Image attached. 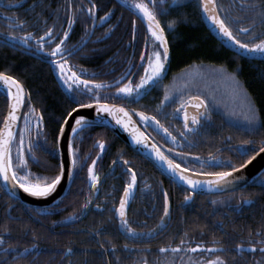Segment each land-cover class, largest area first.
<instances>
[{
  "label": "trees",
  "instance_id": "obj_1",
  "mask_svg": "<svg viewBox=\"0 0 264 264\" xmlns=\"http://www.w3.org/2000/svg\"><path fill=\"white\" fill-rule=\"evenodd\" d=\"M93 2L97 6L94 17L88 12ZM148 2L151 7V1ZM157 3H160V0H156ZM215 3L218 14L225 19L234 33H238V38L248 43H255L264 38V23L260 22L259 8L241 7L242 3L251 5L253 0H215ZM128 4V0H12L11 5L6 6L9 5V0H0V72L20 80L25 92L31 97L27 106L34 108L36 115L43 116L40 136L36 134L37 124L31 126L30 132L25 133L24 146L27 148L28 140L31 139L35 145L33 153L37 158L32 160L31 154H26L30 171L47 173V165H58L56 136L59 124L63 122V116L75 107L76 102L85 101L82 96L70 94L60 86L53 65L40 58L45 57L43 54L34 56L26 52L37 51L34 50L38 47L34 39L29 37L30 46L19 41L14 44L5 42V34L13 31L11 25L14 20L10 17L26 21L25 25L18 26L17 35L27 31L32 32L34 36H43L47 29L52 27L53 34L44 38L47 51L59 42L64 30L68 29L69 38L66 45L76 51L64 58L71 65L76 63L77 69H86L84 73L88 79L96 81L108 78L111 82L124 73L133 50L135 54L131 62L136 59L139 62L142 51H152L154 38L148 32L144 21L134 19L137 10L129 8ZM162 6L164 11H160L157 18L165 29L168 41L169 80L158 92L163 100L166 91L170 94L168 100H181L198 95L209 102L212 110L210 120L205 123L207 125L200 127L190 139L179 141L183 146L182 152L193 153L204 161L207 160L208 154L212 153L221 159L231 157L233 161L242 163L247 156H241L236 148H227L225 151L220 148L228 142L238 146L242 140H251L254 143L245 146L249 148L248 155H251L252 151L261 146L259 142L264 139V59L242 57L222 46L203 22L200 0H164ZM106 12L109 15L100 20ZM69 16L74 21L71 26L68 24ZM253 20L255 38H251L252 32L239 33L240 28L248 27ZM169 21H175L172 28L167 27ZM53 40L54 42L49 43ZM144 62H147V59L143 60ZM233 72L236 73L239 84L231 78L230 74ZM104 97L106 102L123 105L133 115L142 111L138 110L139 107L142 108L141 103L135 102L134 99L125 100L112 94ZM249 101L258 114L257 126L251 130L244 119ZM143 108L149 109L148 106ZM6 109L7 98L0 91V126ZM72 138L80 163L74 173L71 187L62 199V205L65 207L62 212L68 215L67 217L69 214L79 215L81 206L88 201V166L97 155L98 141L106 142L94 170L101 173L112 164L105 177L106 184L98 188L96 195L100 199L99 204L106 202L107 207L103 212L88 214L83 221L107 222L104 227L107 230L104 235L106 242L103 246L106 245L110 264H199L202 256L205 260L219 256L225 264H264V253L259 250L253 252L245 248L242 252H237L235 249V245L241 241L247 244L264 239V235H257V230L264 233V187H261L257 179L232 192L194 194L192 201L185 203L184 198L189 194L186 189L163 176L153 164L108 128L88 125ZM218 149L220 153L216 151ZM222 151L226 153L225 156ZM174 159L181 163L182 167L195 172L226 170L208 164L201 168L197 159H190L188 156H178ZM124 161L128 163L125 164ZM129 168L137 174V182L126 210V218L135 230L134 233L127 232L125 226L114 216V207L118 206L124 187L129 181ZM51 171L54 173L58 168ZM261 176L264 177V172ZM165 191L168 193L170 209L166 230L151 241L137 240L145 239V232L161 218ZM4 198L6 197L0 196V207ZM243 198L249 202L242 203ZM2 209L4 215V206ZM88 229L100 233L99 226ZM101 236L103 234L99 235L100 238ZM181 239L188 242L182 245L184 251L172 252L169 258L162 262V257L166 254L161 253L160 248L176 247L180 245ZM214 240L223 247L214 252L189 251L199 242H204L205 248L211 247ZM112 245H115V249ZM78 246L83 247L81 243H78ZM77 257L79 261L82 258L78 253ZM79 263L102 264V260L99 254L92 252L89 262ZM0 264H7L6 259L0 258Z\"/></svg>",
  "mask_w": 264,
  "mask_h": 264
},
{
  "label": "snow or ice",
  "instance_id": "obj_2",
  "mask_svg": "<svg viewBox=\"0 0 264 264\" xmlns=\"http://www.w3.org/2000/svg\"><path fill=\"white\" fill-rule=\"evenodd\" d=\"M164 0H160L162 4ZM12 0H9L10 6ZM129 7L136 9L139 13L142 14V17L147 21L148 32L151 34V37L154 38L152 41V51H142L140 53L141 60L147 59V64L142 65L144 68V74L140 76L139 82L133 83V77L128 76L127 73L122 75L119 78V81H113L115 84L117 82H122L127 79L128 83H123L121 87L116 88V92L113 94L114 96L119 95L121 99L130 100L133 98H139L142 93L146 91L148 87L157 83L162 76L165 70V62L169 59V47L168 41L165 36V29L161 26L160 20L157 19L156 12V0H151V7L149 5L148 0H128ZM209 4L212 5L209 8ZM96 4L93 2L92 6L88 9V12L95 15ZM201 7L203 11L208 15V18L213 22L214 26H216L219 32L230 41H232L235 45L239 46L240 49L251 53H256L261 57H264V38L259 39L255 43H248L244 40L238 38V33H234L233 29L225 22V19L221 18V16L217 12V5L215 0H202ZM241 7H252L259 8V18L260 22L264 23V0H253L251 5H246L244 3L241 4ZM111 11V9L109 10ZM163 12L164 10L161 9ZM109 15L108 12L101 16L99 19L104 20L105 17ZM10 19L14 20V23L11 25L13 31H10L5 34L4 40L7 43H15L17 41L21 42L24 45H29L28 38L31 37L36 41V45L41 52H47L45 48L44 37L51 36L53 34L54 29L49 27L43 36H34L32 32H23L21 35H17L18 26H22L26 24V21L20 20L16 17H10ZM74 23L73 18L71 16L68 17V24L71 26ZM175 24V21H169L167 24L168 28H172ZM255 25V20H253L252 24L248 27L240 28L239 33L247 34L252 32V37L255 38V33L253 32V27ZM133 26L135 28V21H133ZM87 35V32L85 33ZM69 38V30L65 29L63 35L59 38V42L55 43V47L51 49L50 55L55 57L52 62L56 64L62 82L66 85L69 93H93L95 92V97H89L90 102L87 104H82L76 102L75 107H72L67 115L63 116V122L59 124V134L56 136V151L59 152L62 148L61 139L66 135L67 130L70 126L71 132L73 134L78 131L83 130L89 124V120L85 115H78L77 112L82 108H91L93 105L96 107L97 113H107L111 116L118 125H122L123 128L127 131L133 133L132 139L137 144H147V141L144 139V134L140 132V130L135 126V121L132 119V115L129 110L125 108L123 105L118 104H109L106 102V98L102 99L100 90L106 87H111L105 81H95V80H85L81 73L86 72V69L81 68L80 72L71 71V68L68 66V60L63 59L64 56H71L76 49L69 48L66 45V41ZM53 41H49L52 43ZM146 49L148 46V41L146 39L145 42ZM30 46V45H29ZM131 63L129 70H131ZM139 67V65L137 66ZM70 72V75L68 74ZM233 81L237 84L239 82L236 80V73L233 72L230 74ZM83 85V88L80 86ZM0 87L4 88L7 97L9 98V106L7 114L3 117V125L0 127V180L4 182V187L8 191H14L18 186L19 189H22L24 193H27L33 197H49L53 194L58 186L61 184L65 175L68 177H72L77 170L79 165V160L77 159V150L73 147V138L70 136L67 142V156L69 158L70 163H67L65 160L61 159L58 165H47L46 168L49 170L47 173H38L32 172L29 170V160L26 154H31L32 160H37L35 154L33 153V147L35 146L31 139L28 140V146L25 148L24 146V138L25 133L30 132L31 130V122L33 118H35L37 122V136L42 134L43 129V116L35 115L36 110L29 106V111L22 113L24 119V127L17 128V121L19 116L21 115L20 109L22 105H24L26 100H30L31 97L25 93L23 85L20 80L15 78L12 75H8L5 72H0ZM167 88V86H165ZM170 98V94L166 91L165 99L161 100V104H164L166 100ZM191 102V98L189 100ZM182 108H184V125L183 127L188 131H195L196 125L200 123V120L206 115L207 110L209 108V102L198 98V102L193 105V107L197 110L195 114L191 117L188 115V104H182ZM203 109V111H200ZM135 111V110H133ZM139 116L140 120L145 123L146 126H151L148 124V121L151 120L156 123L157 126L163 128V131L168 133L169 137L173 142L176 141V137L172 136V134L168 131L167 128H164L163 125L156 119L155 116H149L147 113L141 111L135 113ZM74 118V123L72 122ZM244 119L247 122L248 128L254 129L257 126L258 114L255 107H253L251 101L248 104V110L244 114ZM17 134L19 135V141L17 142ZM184 134L181 133V136ZM105 141L99 140L98 145L103 151L105 147ZM254 141L251 140H242L239 142L237 147V151L241 156L246 155L247 159H244L242 163H238L232 160L231 157L220 159L217 156H213L212 153L208 154L207 161H204L202 158H197L201 164V168L208 164L209 166H218L222 169L213 172H203L199 171L196 175L200 176L201 179L195 178L193 176L191 169L187 167H182L181 163H177L175 159L166 155L163 151L157 147L156 144H148L147 146L152 150L153 154L157 159L164 162L173 174L178 175L179 179L190 186L194 191L197 186H201L206 184L208 187L216 188L217 190H222L224 186L230 185L235 180L241 179L237 173L240 170L245 169L254 158L259 153H264V139L260 140V147L258 150L252 151L251 155H248L249 148L245 146H249L253 144ZM15 146V155H13V147ZM171 151H175L172 149ZM177 156L186 157V156H194L193 153H176ZM99 156V153H97ZM97 161L93 160L92 164L88 166V176L91 180L92 188L98 183L99 177L94 171V167ZM125 164L128 161H124ZM58 168V171H51L53 169ZM131 176V182L127 183L124 187V195L120 197L119 207L116 211L120 217L121 225L125 226L127 232L134 233L135 230L130 226L129 221L126 218L125 214V205L127 203V198L131 193L134 185L137 182V174L135 170L129 168L127 170ZM264 172V170H262ZM21 173H23L21 175ZM204 177H210V179H203ZM256 179L259 181L261 187H264V177L260 174H257ZM185 200L191 199L190 195H186ZM249 200L246 198L242 199V203H248ZM215 203V201H213ZM88 204L85 203L81 206L80 211L87 208ZM100 207V205H97ZM169 197L167 191L164 192V215L161 216V221L165 220V217L169 214ZM74 214H69V217H73ZM66 217L65 219H69ZM55 223V222H54ZM4 231H8L7 228ZM151 231V230H149ZM97 236L100 235L99 232L95 233ZM257 235H264L260 230H257ZM249 241H251V236L249 237ZM0 242H4V236L0 235ZM188 243L186 240L181 239L180 245L176 247L165 248L161 247L160 252H166L171 250L172 252H183L184 248L182 245ZM259 246V248H258ZM10 248H14L13 245H9ZM34 247V246H29ZM113 249H115V245H112ZM223 245L219 244L218 241H213V245L211 247L205 248L204 242H199L196 244L195 248H190L189 251L195 253L197 250H203L204 252H214L218 248H222ZM245 248L250 249L255 252L259 250L264 253V239H258L255 242H249L245 244L243 241L241 243L235 245V249L237 252H242ZM28 248L25 249L27 251ZM68 252H71L72 249L68 248ZM147 264V262H145ZM199 264H225L221 257L217 256L215 259L205 260L202 256L200 258Z\"/></svg>",
  "mask_w": 264,
  "mask_h": 264
},
{
  "label": "flooded vegetation",
  "instance_id": "obj_3",
  "mask_svg": "<svg viewBox=\"0 0 264 264\" xmlns=\"http://www.w3.org/2000/svg\"><path fill=\"white\" fill-rule=\"evenodd\" d=\"M148 1H151V0H148ZM128 7H129V4H128ZM162 8L163 6L161 3L156 4L155 10L157 12V17L159 16ZM136 12H137V15H136V18L134 19L138 21L140 20L144 21L145 24L147 25V21L142 17V14L139 13L138 10ZM47 37L49 36H46L44 38H47ZM128 47H129V44H127V48ZM34 50H37V51L32 52V51L26 50V52L31 53L34 56H37L38 53L43 54L45 57H40V58L45 61L50 62L53 65L54 73L56 75V79L58 83L63 89L68 90L66 85L62 82L61 78L58 76V73L56 72L55 64L52 62L56 58L50 55L51 50L47 52H41L38 49V47L37 48L35 47ZM134 54L135 52L133 50L128 58L125 71L122 75L127 73L128 76L133 77V83H137L139 82L140 76L144 74V68L142 64L145 63L146 65L147 62L143 63L142 60L138 62L137 59L134 62H131ZM64 57L63 59H65ZM130 63L132 67H131V70L128 71L130 67ZM138 65L139 67H137ZM68 66L71 68L72 71H76L78 73L80 72V69H77L76 67V63L71 65L68 62ZM81 74L83 78L88 79L87 77H85V73L84 74L81 73ZM167 74L168 72L166 73L165 77H163L157 83L153 84L145 93L141 94L139 98H133V99L135 102L141 103L142 108L139 107L138 110H142L143 112L147 113L150 117L155 116L156 119L160 122V124L163 125L164 128H167L168 131L172 134V136H175L177 138L176 141L173 142L171 138L169 137L168 133L164 132L163 128H160L159 126L156 125L155 122L151 120L148 121V124L151 125L150 127L146 126L145 123L142 122L140 119L137 120L140 127L144 130V132L146 134L148 132L147 136L166 155L174 159V158H178L176 153H183L181 150L183 146L179 144V141L184 142L185 140L190 139L191 137L196 135L200 127H203V125H207L205 123H207L210 120L211 118L210 115H211L212 110L209 106L206 115L200 120V123L198 125L194 126L195 131L190 132L186 130L183 127L184 108H182L181 105L187 103L190 97L197 96V97H200L201 99H204V98L198 95H191L181 100H173V99L171 100L170 99L164 104H161L160 102L161 100H163V98L161 97V93L159 94L158 89L161 88L164 84H166V82L169 80V77H167ZM119 78L116 79L115 81H119ZM109 80L110 79L108 78L96 80V81H105L109 85H111V87H113V88L106 87V88L101 89L100 90L101 98H105L104 96H107L109 94L113 95L116 92V88L121 87L123 83H128L127 79L123 80L122 82H117L115 84L112 83L113 81L109 82ZM76 94L82 96L81 98H83V100L85 101L82 104L89 103V101L86 100V96L95 97L96 95L95 92L90 93V94L77 92ZM116 96L119 97V95H116ZM28 101L29 100L25 101L23 109H22V113L29 111V107L27 106ZM144 106H148L149 109L143 108ZM35 115L36 113L34 114V116ZM36 124L37 122L35 118H33L31 122V126H34ZM22 127H24V119H23V115L21 114L17 128H22ZM181 133H183L184 135L181 136ZM18 141H19V135L17 134V142ZM237 147L238 146L232 144L231 142H228L227 145L225 144L222 145V148L220 149H223L224 151L227 148L235 150L234 148L237 149ZM172 149H175V151H171ZM220 149L216 151L220 153ZM224 151H222L223 156H225L226 154L224 153ZM97 153H99V156L96 155V157L93 160L97 161L98 157L102 156L103 151H101L100 147ZM188 157H190V159L198 158L195 155L188 156ZM218 158H220V156ZM92 161L90 164H92ZM197 161L199 160L197 159ZM111 167H112V164L106 169H104L101 173H98L97 171L94 170L99 177L98 183L95 186L94 190L91 185L90 177L87 174L88 183L90 184V197L88 201L86 202L89 207L88 211L82 217L83 213L87 209L85 208L83 209V211L80 212L79 215L77 216L74 215L73 217H69V219L67 220L65 218L68 215H64L62 212V210L65 209V207L62 205V200L59 203L49 206V207L41 208V207L27 206L21 203L19 200L11 198L2 189V186L0 184V196L6 197L4 198L3 205H1L0 207V219H1L0 220V235L4 236V242H0V258L6 259L7 264H80L79 262L81 261L89 262L91 259V253L95 252L100 255L102 264H110L109 257L107 255V248L105 247L106 245L103 246V243L106 242V238H104L106 236L104 235H105V232H107V230L104 227L106 226L107 222L99 220L97 222L89 221V223H85L83 220L88 216V214L92 215V212H103V210L107 207L105 205L106 202L99 204L100 199H98L96 195H97L98 188L106 184L105 177L108 171L111 169ZM129 182H130V177H129L128 183ZM131 197H132V194L130 198H127V204L125 206V214L127 212L126 210L128 209L127 207L131 201ZM97 205H100V207H97ZM3 206H4V215L2 214ZM117 207L118 206L114 207L115 209L114 216L117 220H120L119 218L116 217ZM163 214H164V210H163ZM158 222L154 226H152L149 230L152 231V229L158 224ZM168 224H169V217H168V222L166 226L161 231H159L152 237H148V234L151 231L147 230L145 232V237H144L145 239L141 238L137 240L139 241L140 240H146V241L153 240L163 230H166ZM92 226L100 227V234H103L101 238L95 234L96 232H91V230L88 229ZM5 228H7L8 231H4ZM78 243H81L83 247H79ZM93 244H95L94 245L96 246L95 248L93 247ZM9 245H13L14 248H10ZM29 246H34V247H29ZM26 248H28L27 251H25ZM68 248H71L72 251L68 252L67 251ZM77 253L78 255L82 257L80 261L78 260ZM163 254H166V256L162 257V262L167 260V258H169V256L172 254V251L169 250V251L163 252ZM83 264H86V263H83Z\"/></svg>",
  "mask_w": 264,
  "mask_h": 264
},
{
  "label": "water",
  "instance_id": "obj_4",
  "mask_svg": "<svg viewBox=\"0 0 264 264\" xmlns=\"http://www.w3.org/2000/svg\"><path fill=\"white\" fill-rule=\"evenodd\" d=\"M201 3H202V0H200V11H201V16H202L203 22H204L205 26L207 27V29L219 41V43L222 46H224L225 48L231 50L232 52H234V53H236L242 57H246L249 59H264V57H261L260 55H258L256 53L249 54L248 52L240 49L239 46L235 45L228 38L224 37L219 32L218 28L216 26H214L213 22L208 18L209 14H207L203 11V8L201 7ZM211 7H212V5L209 4V8H211ZM168 67H169V59L165 62V70H164L162 76L160 77L159 81L163 77H165L166 73L168 72ZM150 87H148L146 89V91ZM0 91H2L7 98V109H6V113H5V115H6L7 111H8V106H9V98L6 95L4 88L0 87ZM190 98H191V102H189ZM190 98L187 101V104H188L187 111H188V115L192 116L197 111L193 107V105L198 102V98H200V97L194 96V97H190ZM107 103L115 104V103H110V102H107ZM85 104H87V103H85ZM23 106L24 105H22V107L20 109L21 114H22ZM200 111H203V109H201ZM77 114L78 115H85L89 120L88 125H99V126H104V127L108 128L118 138H120L125 144L130 146L133 150H135L137 153H139L143 158H145L147 161H149L151 164H153V166L163 176H165L166 178H168L169 180H171L173 183L177 184L178 186H181L184 189H186L189 192L188 195L191 196V199L185 200V203H189L192 200V197L194 194H222V193H227V192H231V191L243 188V187L247 186L248 184H250L251 182H253L256 179L257 174L261 175L263 173L262 170H264V153H259L254 158V160L248 166H246L245 169H242L239 171V173H237V175H239L241 177V179L235 180V181H233L232 184L224 186V188L222 190H217L216 188L208 187L206 184H204L201 186H197L196 189L193 191L190 186L186 185L185 183H183L179 179L178 175L173 174L171 171H169L166 164L164 162L160 161L159 159H157L155 157V155L153 154L152 150L147 146L148 144H155V143L147 136V134L144 132V130L140 127V125L137 121L140 119L138 115H133L130 112V114L132 115L133 121H135V126L140 130V132H142L144 134V139L147 141V144H144V143L137 144L132 139V136H133L132 132L125 130L122 125H118L115 122V120L111 116H109L107 113H99L98 114L96 111L95 105H93L91 108L79 109ZM20 117H21V115L18 118L17 125H18ZM72 122L74 123V118H73ZM2 125H3V122H2ZM2 125H1V127H2ZM58 134H59V131H58ZM75 134H73L71 132V128L69 126L66 135L63 136L61 139V144H62L61 150L59 152L56 151L58 164H59L61 159L65 160L67 163H70L69 158L67 156V142H68V138L70 136L73 137ZM196 173L197 172L192 171V174H193V176H195V178L201 179V177L196 175ZM72 179H73V176L68 177L67 175H65L64 179L62 180L61 184L58 186L57 190L53 194H51L49 197H44V198L33 197L27 193H24L23 190L19 189L18 186L15 188L14 191L10 192L3 186L4 182L2 180H0V184L2 186V189L11 198L19 200L21 203H23L24 205H27V206L41 207L42 208V207H49V206H52V205L59 203L62 200V198L67 194V192L71 186ZM203 179H205V180L210 179V177H204ZM94 189L95 188H93V190ZM123 195H124V193H123ZM118 207H119V205H118ZM88 208L89 207H87V209L83 213L82 217L87 213ZM116 217L120 219L117 211H116ZM167 222H168V216L165 217V220L163 222L160 219L158 224L148 234V237H152L156 233L161 231L166 226Z\"/></svg>",
  "mask_w": 264,
  "mask_h": 264
},
{
  "label": "rangeland",
  "instance_id": "obj_5",
  "mask_svg": "<svg viewBox=\"0 0 264 264\" xmlns=\"http://www.w3.org/2000/svg\"><path fill=\"white\" fill-rule=\"evenodd\" d=\"M55 68H56V72L58 73V76L60 77L59 70H58L56 64H55ZM71 71H72V70H71ZM68 74L70 75V72H69ZM60 78H61V77H60ZM83 79H85V80H89V79H86V78H83ZM83 87H84L83 85L80 86V88H83ZM89 97H90V96H86V100L90 102ZM130 182H131V176H130ZM130 182H129V183H130ZM132 191H133V189H132ZM132 191H131V193L129 194L128 198H130V196H131V194H132Z\"/></svg>",
  "mask_w": 264,
  "mask_h": 264
}]
</instances>
